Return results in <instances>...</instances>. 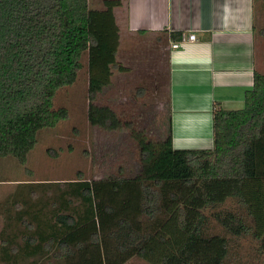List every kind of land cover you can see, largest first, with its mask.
<instances>
[{
  "label": "trees",
  "instance_id": "obj_1",
  "mask_svg": "<svg viewBox=\"0 0 264 264\" xmlns=\"http://www.w3.org/2000/svg\"><path fill=\"white\" fill-rule=\"evenodd\" d=\"M92 23L89 0H0V158L13 157L24 164L37 145L38 133L68 119V111L55 110L53 101L60 89L76 83L82 58L93 42ZM181 39V34H171L172 41ZM101 84L94 81V89ZM168 109L170 123V101ZM103 112L107 119L103 126L118 129L113 112L108 108ZM213 134L212 150H174L171 126L158 149L141 139L137 174L81 179L69 183L58 207L52 205L48 213L42 208L24 210L23 216L31 217L32 223L23 244L17 243V233L7 235L1 260L126 264L152 255L150 245L156 238L165 242L162 231L175 224L186 231L184 246L158 264H228L229 240L208 232V210L229 234H252L262 247L243 186L264 180V73H254L242 110L214 106ZM195 185L203 211L189 228L184 209L173 215L169 210L179 203L182 188ZM229 200L238 210H218Z\"/></svg>",
  "mask_w": 264,
  "mask_h": 264
},
{
  "label": "rangeland",
  "instance_id": "obj_2",
  "mask_svg": "<svg viewBox=\"0 0 264 264\" xmlns=\"http://www.w3.org/2000/svg\"><path fill=\"white\" fill-rule=\"evenodd\" d=\"M256 1L258 33L264 39V0ZM89 5L93 42L82 58L76 83L60 89L53 101L55 110L68 111V119L38 133L37 145L24 164L13 157L0 158V249L7 235L16 233L17 243L23 244L22 237L32 223L31 217L23 216L24 210L42 208L48 213L52 205L58 207L69 183L81 179L134 176L141 167L139 141H152L158 149L168 137L169 68L162 48L164 36L129 32L126 0H89ZM260 52L258 67L264 73L263 43ZM94 81L102 83L100 88L94 89ZM107 108L115 115L118 129L103 126L107 120L103 109ZM243 194L255 216L262 247L252 234H229L209 210L205 211L207 230L229 240L228 264H264V180L246 181ZM74 204L80 209L78 202ZM179 208L184 209L190 228L203 211L198 185L182 188L179 203L169 210L171 215ZM218 210L236 211L237 203L229 200ZM162 232L166 241L156 238L150 245L152 255L126 264H158L163 256L179 253L186 231L174 224ZM0 264L6 263L0 258Z\"/></svg>",
  "mask_w": 264,
  "mask_h": 264
},
{
  "label": "crops",
  "instance_id": "obj_3",
  "mask_svg": "<svg viewBox=\"0 0 264 264\" xmlns=\"http://www.w3.org/2000/svg\"><path fill=\"white\" fill-rule=\"evenodd\" d=\"M256 6V0H126L128 31L165 39L174 150H212L214 106L244 108L264 44ZM171 34L182 35L177 49Z\"/></svg>",
  "mask_w": 264,
  "mask_h": 264
},
{
  "label": "built area",
  "instance_id": "obj_4",
  "mask_svg": "<svg viewBox=\"0 0 264 264\" xmlns=\"http://www.w3.org/2000/svg\"><path fill=\"white\" fill-rule=\"evenodd\" d=\"M188 41H195L196 40V35H190L188 38H187ZM184 42V41H183ZM180 44L181 42H174L172 44V48L173 49H177L180 47Z\"/></svg>",
  "mask_w": 264,
  "mask_h": 264
}]
</instances>
